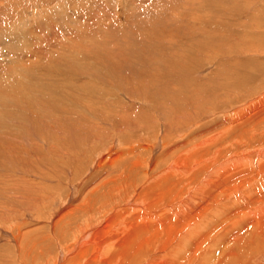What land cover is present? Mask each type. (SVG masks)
<instances>
[{"label": "rangeland", "instance_id": "obj_1", "mask_svg": "<svg viewBox=\"0 0 264 264\" xmlns=\"http://www.w3.org/2000/svg\"><path fill=\"white\" fill-rule=\"evenodd\" d=\"M249 47L257 52L247 53ZM242 55L248 62H237ZM176 63L191 74L171 75V68L179 70ZM262 66L264 0H0V236L8 231L23 247L0 238V264H21L25 255L23 264L56 258L51 224L62 206L80 204L106 176L107 168L94 171L91 165L112 143L114 155L118 148L129 151L119 160H146L147 148L165 139V150L149 160L164 168L176 161L178 147L189 151L208 140L192 153L199 170L216 166L221 152L235 150L232 132L253 118L248 113L261 112V99L245 103L240 113L235 109L258 95L241 102L242 90L264 86ZM228 68L255 78L240 89ZM187 87L201 91L193 95ZM53 103L56 114L48 110ZM77 118L82 124L70 127ZM18 155L25 161L19 165L13 159ZM74 155L81 157L74 161ZM21 178L28 183L21 185ZM72 189L77 198L69 202ZM33 195L43 201L29 208L25 202ZM41 243L50 250L43 253Z\"/></svg>", "mask_w": 264, "mask_h": 264}, {"label": "bare ground", "instance_id": "obj_2", "mask_svg": "<svg viewBox=\"0 0 264 264\" xmlns=\"http://www.w3.org/2000/svg\"><path fill=\"white\" fill-rule=\"evenodd\" d=\"M249 51L257 52L252 47L247 48V53ZM246 59L248 58L243 55L236 58L238 63ZM175 68L179 70L174 72L171 68L170 74L179 73L186 76L191 74L189 68L188 73L185 65L182 66L180 63H176ZM228 69L230 70L228 76L233 75L232 78L237 79L240 89L247 85L252 76L254 77L242 69H236L238 73L231 68ZM261 70H264V66ZM245 74L249 76L244 77ZM158 90H161L160 85ZM186 90L188 91V87ZM191 90L192 92H188L193 95L201 91ZM248 93L247 91L244 93V90L239 93L241 102L258 95L240 103V109L235 110L240 113L245 103L251 105L261 99V112L248 113V116L253 118L232 132L235 134L232 137L235 141L233 144L235 150L233 153L229 150L227 153L221 152L224 156H220V160L214 163L216 166L199 170L195 162L197 154L192 153L193 150L205 148L208 140L196 144L197 147L189 151L185 145L182 146L183 150L178 147L177 150L182 152L178 154L176 161H172L164 168L149 160L153 155L156 156L165 150L167 147L165 139L153 143L150 146L151 150L147 148L150 157L146 160L137 156L134 158L133 155L119 160L125 155L128 156L129 151L118 148L116 150H119V155H114L113 151H110L115 148L114 143L100 152L93 160L91 170L107 168L109 172L94 187H88L90 188L88 191L84 190L86 192L80 198V204L67 209L62 206L60 211L64 210L57 213L54 223L51 224L53 241L58 248L57 256L55 255L56 258L52 260L50 258L51 261L47 260L45 264H264V86L260 91ZM73 100L80 105L78 97L76 99L74 97ZM48 110L50 114L59 112L54 103L48 105ZM239 118L240 116L235 120ZM83 120V118H77L75 122L70 120V127L75 128L77 124H82ZM191 121L192 119H189L181 125L183 127L179 126L178 132ZM172 124L173 121L170 126ZM174 132L177 133L176 130ZM93 135L87 134L86 138L91 139ZM20 151L14 152L15 156ZM60 151L61 148H58L57 152L55 150L56 153ZM77 151L85 158L83 150ZM131 152L134 154L133 150ZM219 152L216 153L217 156ZM80 155L77 158L81 157ZM75 157L74 155V161L77 159ZM13 159L17 160L16 164L25 162L19 155ZM55 167L59 168L57 164ZM32 173L35 176L39 174L40 178L45 179V175L41 177L39 171L36 173L35 169ZM85 178L81 179L83 181L80 184L81 188L85 184ZM24 179L21 178L20 181L17 179V182H24L26 185L28 182L25 183ZM29 185L33 187L30 182ZM77 188L79 187L75 186V189ZM75 189H72V193ZM25 191L27 192V190L23 192ZM24 197L27 199L28 196ZM68 197L69 202L77 198L75 192ZM40 201L36 198L33 201L28 199L25 206L27 203L29 208H35L42 203ZM8 237L9 242L17 249L23 248L11 233L8 231L1 233L0 238L6 240ZM42 243L41 250L43 253L48 252L49 247ZM23 251L24 249L20 252ZM43 253L36 252L35 255ZM28 256L21 257L20 263L23 264L22 261L26 259L29 261Z\"/></svg>", "mask_w": 264, "mask_h": 264}]
</instances>
